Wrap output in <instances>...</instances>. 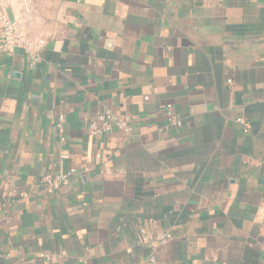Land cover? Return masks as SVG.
I'll return each mask as SVG.
<instances>
[{
	"label": "crops",
	"instance_id": "0c3cea01",
	"mask_svg": "<svg viewBox=\"0 0 264 264\" xmlns=\"http://www.w3.org/2000/svg\"><path fill=\"white\" fill-rule=\"evenodd\" d=\"M9 3L0 264H264V0Z\"/></svg>",
	"mask_w": 264,
	"mask_h": 264
},
{
	"label": "built area",
	"instance_id": "2783aa9c",
	"mask_svg": "<svg viewBox=\"0 0 264 264\" xmlns=\"http://www.w3.org/2000/svg\"><path fill=\"white\" fill-rule=\"evenodd\" d=\"M27 5L28 0H22ZM9 0H0V29H1V44L9 55H15L18 51L23 50L27 56L28 64L31 69H34L42 60V52L46 47V40H32L23 34L20 23L13 19L9 12ZM245 127L247 123L240 120ZM169 126L181 127V120L175 116L170 108L168 110ZM248 128V127H247ZM131 131V124L128 120L122 119L114 115L112 112L106 111L96 117L89 125V130L93 135L104 136L111 133L113 130ZM75 170H71L68 174L47 176L48 185L58 188L60 185L69 181L70 177L75 174ZM147 264H154V259Z\"/></svg>",
	"mask_w": 264,
	"mask_h": 264
}]
</instances>
